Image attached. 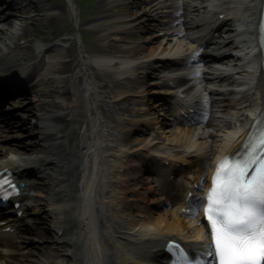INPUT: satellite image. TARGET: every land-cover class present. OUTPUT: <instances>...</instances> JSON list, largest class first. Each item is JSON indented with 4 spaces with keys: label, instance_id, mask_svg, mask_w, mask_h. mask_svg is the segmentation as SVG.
Segmentation results:
<instances>
[{
    "label": "bare ground",
    "instance_id": "obj_1",
    "mask_svg": "<svg viewBox=\"0 0 264 264\" xmlns=\"http://www.w3.org/2000/svg\"><path fill=\"white\" fill-rule=\"evenodd\" d=\"M20 2L0 1V48L4 49L0 101L18 91L8 102L34 121L29 133L24 132L22 115L9 113L0 121V170L10 171L14 181L23 184L16 196L21 217L26 219L35 208L49 209L32 215L30 226L28 219L18 222V228L0 224V264H167L162 250L167 239L179 241L211 264L210 234L201 213L192 210L198 200L186 198V188L190 184L200 190L209 188L216 163L239 148L254 116L262 110L263 72L253 28L260 0H123L122 14L108 17L126 23L116 32L136 37L130 52L121 44L124 37L105 34L103 51L108 56L81 57L78 77L66 58L72 35L52 26L59 18L57 12L43 17L42 23L50 26L45 44L13 41L25 35L26 22L33 21L22 10L35 9L43 0ZM53 7L43 4L47 12ZM235 26L239 32L234 38L226 44L218 42L220 35L232 33ZM184 46L231 50L216 64H234L217 66L213 76L199 74V86L191 83L185 89L191 92L184 99L186 116L173 114V122L167 124L162 121L166 118L163 111L169 113L171 108L159 98L148 106V97L162 94L159 88L168 80L179 84L183 77L167 75L179 65L152 60ZM213 60L203 57L205 64ZM84 67L93 70V79ZM18 70L23 74L17 77L22 84L16 82ZM140 71L156 76L146 82L148 74L136 76ZM133 77L136 85L130 88ZM72 79L80 87L71 89ZM46 80L56 90L51 104L52 100L38 102H44L40 98L45 91L37 86ZM239 80L237 92L229 87L216 92L211 87ZM206 93L211 98V114L186 123L191 104L202 103ZM50 105L54 110L45 109ZM130 106L132 114L122 115ZM76 107L79 112H74ZM91 111L92 120L84 116ZM24 133L31 137L29 145L18 140ZM14 137L10 144L1 143ZM155 140L160 142L154 144ZM150 149L159 154L151 155ZM152 156L159 161L149 160ZM166 162L176 172L174 180L152 172ZM44 172L50 177H43ZM57 231L62 232L60 237Z\"/></svg>",
    "mask_w": 264,
    "mask_h": 264
},
{
    "label": "snow or ice",
    "instance_id": "obj_2",
    "mask_svg": "<svg viewBox=\"0 0 264 264\" xmlns=\"http://www.w3.org/2000/svg\"><path fill=\"white\" fill-rule=\"evenodd\" d=\"M0 185L7 180L0 178ZM4 195L0 187V199ZM204 212L211 223V254L219 264H264V159L249 154L228 165L218 163Z\"/></svg>",
    "mask_w": 264,
    "mask_h": 264
},
{
    "label": "rangeland",
    "instance_id": "obj_3",
    "mask_svg": "<svg viewBox=\"0 0 264 264\" xmlns=\"http://www.w3.org/2000/svg\"><path fill=\"white\" fill-rule=\"evenodd\" d=\"M17 3L20 2V0H16ZM87 2H83V0H43L42 4H38L35 6V9L26 8L22 10V14L24 16H28L32 18V22L30 19L26 22L25 26V35L21 37H16L14 40H19L24 45H27L29 43L32 44H45L47 41V34L49 33L50 26H47V24L42 23L43 17L47 14L57 12L58 19L53 22L52 26L56 27L57 29L63 28L67 29L68 32L72 35L71 39L67 43V47L69 48V56L68 58L69 63L73 67V69L76 71V77H78L81 72H79L78 62L80 61L81 57L89 58L92 56H108L109 53H105L103 50L106 49V42L107 39H104L103 35H107L108 38H120L124 37L125 42L121 43L124 44L127 52H130V47L132 46V41L136 39L133 34H130L129 36L124 35L122 32H116V30H119V28H124L126 26V23L121 21H114L110 19L111 17L108 16H120L122 14V11L124 9V6L122 5L123 0H86ZM47 3L50 6H54L55 10H49L50 12H47L43 10V4L45 5ZM19 5H24L25 2L18 3ZM26 7V6H25ZM45 7V6H44ZM52 8V9H53ZM141 14V13H140ZM139 14V15H140ZM10 21L14 22L15 20L10 17ZM41 22V23H40ZM1 24V21H0ZM157 33V31L152 32ZM141 35V34H140ZM142 37H145L146 35H141ZM139 37V36H138ZM12 41V42H13ZM4 49L0 48V54L3 53ZM58 58V57H57ZM17 70V69H16ZM27 70V69H26ZM84 70L87 74V76L91 79L94 78V73L91 68L84 67ZM21 72L18 70V73ZM154 76V75H153ZM156 76V75H155ZM154 76V77H155ZM151 77V75H150ZM151 79L146 78V82H149ZM41 83V84H40ZM37 87L45 91L44 97L40 99H44V102L42 100H38L40 103H46L49 102L50 104L54 102L56 98V90L53 88V86L50 84V82L46 80V82H40ZM113 83H110V86H112ZM130 85V86H129ZM136 85V81H129L128 87L132 88V86ZM141 85V83L138 84V86ZM69 86L71 89H76L80 84L77 81V79L70 80ZM82 94V93H81ZM38 97H36L37 99ZM135 99H137L135 97ZM140 99V98H138ZM137 99V100H138ZM153 101V99L151 100ZM8 102V101H7ZM6 102V109L1 117L7 115V113H13L22 115V121L24 124V132L29 133L31 131V123L34 121V117L31 115H28L29 113H26L25 111H19L18 108H14L12 102ZM90 101H87V103H90ZM73 104V102H72ZM134 106V105H131ZM122 111V115L125 113L126 115L132 114L130 111V108ZM75 108V105H74ZM48 111L54 110V106H46L45 108ZM79 112V108L76 107V111ZM93 111L90 112V116L85 112L84 116H87L89 119L92 120ZM171 119V116H170ZM168 122V121H164ZM170 123V122H169ZM112 125V124H111ZM26 127V128H25ZM171 126L166 127L167 130L172 129ZM85 126L84 123L80 124V132H84ZM23 134V133H21ZM16 139L15 137L13 139H5L2 140V144H10L13 142V140ZM22 144H28L30 143L31 137L28 135L26 136L21 135V137L18 138ZM132 147V146H131ZM43 177H50V173L44 172ZM42 177V178H43ZM32 194L37 195V191H32ZM35 211V210H34ZM30 220H32L30 218Z\"/></svg>",
    "mask_w": 264,
    "mask_h": 264
}]
</instances>
